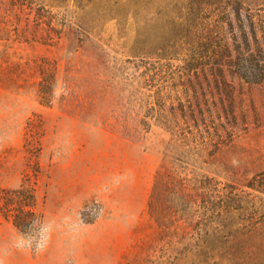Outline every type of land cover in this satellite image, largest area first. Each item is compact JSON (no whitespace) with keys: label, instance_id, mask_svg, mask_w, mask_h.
<instances>
[{"label":"rangeland","instance_id":"374dc122","mask_svg":"<svg viewBox=\"0 0 264 264\" xmlns=\"http://www.w3.org/2000/svg\"><path fill=\"white\" fill-rule=\"evenodd\" d=\"M187 3L0 0V207L27 190L51 229L37 252L41 227L23 235L0 212L3 264H264V194L247 187L264 170V85L236 83V125L209 98L206 144L196 136L189 159L171 150L176 131L196 133L197 109L172 82L181 61L155 54L173 46ZM165 162L187 195L196 169L236 203L208 218L197 198L171 213L160 198L151 214Z\"/></svg>","mask_w":264,"mask_h":264},{"label":"trees","instance_id":"16d2710c","mask_svg":"<svg viewBox=\"0 0 264 264\" xmlns=\"http://www.w3.org/2000/svg\"><path fill=\"white\" fill-rule=\"evenodd\" d=\"M186 9L185 21L173 25V46L155 55L159 61L178 59L182 63L178 66L180 71L168 65L171 67L172 82L184 89L188 107L197 109L194 115H189L196 133L192 129L176 131V138L171 139V150L189 159L192 151L189 147L196 136L202 139L200 144H206L201 129L210 132L212 124H215L211 123L214 117L208 104L209 98L217 99L215 103L221 107L223 115H218L220 122L224 116L228 124L236 125L239 120L236 111V83L264 85V4H252L245 0H188ZM194 83L197 89L194 95H190ZM190 96L193 100H190ZM184 120L188 124L186 118ZM220 127L224 129L222 123ZM177 169L170 168L165 162L157 172L148 204L151 214L160 198L164 200V211L169 213L184 206L190 207L197 198L207 213L203 215L208 218L211 215H222L236 203L227 186L220 187L221 182L196 173V169L193 178L194 197L187 195ZM208 179L214 180L212 186L208 185ZM211 187L218 194V200L207 201L206 192ZM247 187L264 194V170L251 178ZM2 200L6 201V207H0V212L12 220L23 235L41 227L43 219L36 212L33 195L29 191H8V197ZM158 218L157 223L164 226L162 220L167 218L162 215ZM168 220L170 222L174 218L169 215Z\"/></svg>","mask_w":264,"mask_h":264},{"label":"clouds","instance_id":"9594fccd","mask_svg":"<svg viewBox=\"0 0 264 264\" xmlns=\"http://www.w3.org/2000/svg\"><path fill=\"white\" fill-rule=\"evenodd\" d=\"M51 231L50 228L48 227H41L40 230H39V239L38 241H36L35 243H32L31 247L37 251V252H40V251H43L45 250L46 248V245L44 244V240H45V237L46 235ZM27 247V246H26ZM0 264H3V261L0 260Z\"/></svg>","mask_w":264,"mask_h":264}]
</instances>
